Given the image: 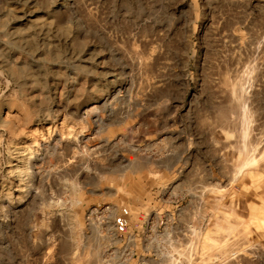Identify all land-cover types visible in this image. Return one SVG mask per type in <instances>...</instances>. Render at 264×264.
I'll use <instances>...</instances> for the list:
<instances>
[{"label": "rangeland", "instance_id": "374dc122", "mask_svg": "<svg viewBox=\"0 0 264 264\" xmlns=\"http://www.w3.org/2000/svg\"><path fill=\"white\" fill-rule=\"evenodd\" d=\"M240 78L261 156L264 0H0V264H264Z\"/></svg>", "mask_w": 264, "mask_h": 264}, {"label": "bare ground", "instance_id": "6f19581e", "mask_svg": "<svg viewBox=\"0 0 264 264\" xmlns=\"http://www.w3.org/2000/svg\"><path fill=\"white\" fill-rule=\"evenodd\" d=\"M245 89L246 88H244L243 79L240 78L232 84V86H231V88L227 94L228 99H230L229 101H232L233 103H237V104H235L234 107L237 108L238 111L241 112V114L239 112V117H240V115L242 116L241 117L242 118V121H241L242 126H240V130L242 128L241 136H240L241 141H240V145L238 147L239 148L238 149L239 154H240V158H239L240 163L236 166L235 171L233 170V172H235V173L232 172L234 174V177H235V178L233 177L234 180H236V178H238L239 176L240 177L243 176L242 174L248 173L249 170L251 172L254 167L259 166L260 162L262 160H264V155L260 156L257 154V145L255 146L253 144V142L249 139L251 136L250 130H252V128H250V123H251V121L253 122V119H252L253 118V114H252L253 110L250 108V106L248 107L249 104L247 103V100H246V99H248V95H247V91H245ZM245 92H246V94H245ZM245 95H247V97H245ZM232 105L230 106V108H233ZM237 106L240 108H238ZM235 108H233V110ZM236 110H234V111H236ZM241 122H240V124H241ZM167 162H168V159H167ZM170 164H171V162H170ZM170 164L168 163V166ZM255 170H256V168H255ZM252 174H256L254 172V170H253ZM252 179H254V176ZM252 209L255 210L254 206L252 207ZM260 210L263 212V209H260ZM220 215H222V216L221 217L218 216V220L219 219L220 220L218 221V223L216 225V229H214L213 231H208L207 233H205L201 238L202 241H201V243H199L200 245H198L196 242H194L186 250L174 249L176 251V254L180 255L181 260L183 258H187L190 261V264H194L192 262L194 254H198L202 251V254H204V255L209 254L208 255V258H209L210 255H213V253L216 252L215 249L218 250V253L220 252L219 254H221L222 257H224V256L230 257L231 256V246H230V242H229L231 240H229V239H231L230 238L231 235L235 236V231L238 227L237 221H239V219L235 220L236 221V223H235V221L233 220L234 218L232 219V217H231V216H234V215H232V213L223 214L221 212ZM254 219L256 221H258L259 218L255 215H253L252 220H254ZM259 220H262L261 225L264 226V219H259ZM175 251L174 252L172 251L173 254L169 255V257L171 256L170 257L171 263L172 264H183V262L185 263V261L181 262V260L177 259L178 258L177 255L174 254ZM211 252H213V253H211ZM218 253H217V255H218ZM211 258H212V256H211ZM100 263H102V262H100Z\"/></svg>", "mask_w": 264, "mask_h": 264}]
</instances>
